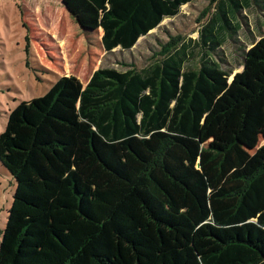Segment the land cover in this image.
Instances as JSON below:
<instances>
[{
  "label": "trees",
  "instance_id": "trees-1",
  "mask_svg": "<svg viewBox=\"0 0 264 264\" xmlns=\"http://www.w3.org/2000/svg\"><path fill=\"white\" fill-rule=\"evenodd\" d=\"M84 1L112 52L195 0ZM203 1L198 41L172 38L153 64L98 69L84 86L62 76L8 114L0 264H264V36L243 55L251 101L216 118L230 75L217 52L252 0Z\"/></svg>",
  "mask_w": 264,
  "mask_h": 264
},
{
  "label": "rangeland",
  "instance_id": "rangeland-1",
  "mask_svg": "<svg viewBox=\"0 0 264 264\" xmlns=\"http://www.w3.org/2000/svg\"><path fill=\"white\" fill-rule=\"evenodd\" d=\"M212 12L207 2L195 0L139 38L131 50L106 52L101 44V12L84 0H0V134L18 104L43 96L58 78L74 76L84 86L98 69L124 71L130 65L143 69L160 59L157 54L172 38L198 41ZM237 21L239 31L225 34L217 52L230 75L229 91L217 103L216 118L219 112L235 117L243 108L239 100L251 101L240 87L243 55L264 36V0H252ZM190 46L194 57L187 66L197 67L199 48ZM254 103L260 104L257 99ZM14 191L15 181L0 163V231L6 226Z\"/></svg>",
  "mask_w": 264,
  "mask_h": 264
}]
</instances>
